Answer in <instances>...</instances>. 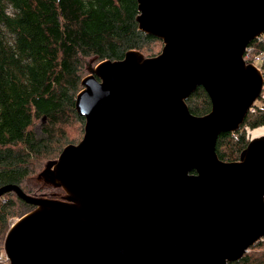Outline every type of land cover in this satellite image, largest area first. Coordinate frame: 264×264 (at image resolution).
<instances>
[{"label": "water", "instance_id": "1", "mask_svg": "<svg viewBox=\"0 0 264 264\" xmlns=\"http://www.w3.org/2000/svg\"><path fill=\"white\" fill-rule=\"evenodd\" d=\"M137 1L162 52L129 51L83 79L84 137L46 171L68 201L0 188L36 206L7 233L9 264H229L264 237V137L240 161L216 152L261 96L243 55L264 32V0ZM199 86L204 116L186 103Z\"/></svg>", "mask_w": 264, "mask_h": 264}, {"label": "trees", "instance_id": "2", "mask_svg": "<svg viewBox=\"0 0 264 264\" xmlns=\"http://www.w3.org/2000/svg\"><path fill=\"white\" fill-rule=\"evenodd\" d=\"M139 14L137 0H0V188L16 184L36 198L67 200L60 184L42 192L31 178L53 167L66 146L80 142L72 137L73 127L85 134L76 99L99 63L122 60L132 50L147 58L162 52L153 53L154 44L164 41L140 29ZM254 43L264 50V41ZM186 103L196 116L212 110L203 86ZM44 116L47 122L37 128ZM263 127L264 108L249 112L238 130L219 134L218 157L240 161L250 143L248 129ZM35 209L15 192L0 198V255L9 218ZM229 264H264V239Z\"/></svg>", "mask_w": 264, "mask_h": 264}, {"label": "rangeland", "instance_id": "3", "mask_svg": "<svg viewBox=\"0 0 264 264\" xmlns=\"http://www.w3.org/2000/svg\"><path fill=\"white\" fill-rule=\"evenodd\" d=\"M163 47H164V46H162L161 43H155L154 46H153V49H154V50H153V53H156V52H158V51H160V50L162 51ZM91 72H92V71H91ZM46 122H47V121H45V123H46ZM43 123H44V122L41 120L40 123L37 125V128H40L41 125H42ZM45 123H44V124H45ZM261 129H263V128H261ZM261 129H260V130H261ZM260 130L257 129V132L260 131ZM254 131H255V130L248 129V138H249L250 140L252 139V137H253V138H257V137H254V136H253V134L256 133V131H255V132H254ZM71 134H72L73 139H78V140H77L78 142L81 141V140L83 139V137H84V133L81 134V129H80V127L77 126V125L71 129ZM56 163H57V162H56ZM51 169H54V166H53V168H51ZM31 182H32V184H33L34 186L40 188L41 190H44V191H42V192H50V191H52V190H50V188H49L48 185L53 184V183L57 184L56 182H54L53 180L50 179L48 173H44V174H42V175L39 176V177H38V175H34V176L31 178ZM61 200H62V199H61ZM62 201H68V199L65 200V198H64V200H62ZM19 219H21V218H20V216H18V215H15V216H12V217L9 218V220H8L9 230H10L11 226H12L15 222H17ZM251 248H252V247H251ZM251 248L248 250V252L251 251ZM1 259H2V260H5V263H4V264H9V261H7L8 259H7V256H6V254H5V251H3V252L1 253V255H0V260H1Z\"/></svg>", "mask_w": 264, "mask_h": 264}, {"label": "built area", "instance_id": "4", "mask_svg": "<svg viewBox=\"0 0 264 264\" xmlns=\"http://www.w3.org/2000/svg\"><path fill=\"white\" fill-rule=\"evenodd\" d=\"M255 40L264 41V32L260 34L259 36H257L253 41ZM252 42L246 48L244 55H243V59L247 66L252 65L259 71L264 81V50L258 51L255 47V43L254 45H252ZM259 108H264V84H263L261 96L254 102L249 112H255ZM263 239L264 237L261 240Z\"/></svg>", "mask_w": 264, "mask_h": 264}, {"label": "bare ground", "instance_id": "5", "mask_svg": "<svg viewBox=\"0 0 264 264\" xmlns=\"http://www.w3.org/2000/svg\"><path fill=\"white\" fill-rule=\"evenodd\" d=\"M254 137H264V127L260 131L253 134ZM253 138V137H252Z\"/></svg>", "mask_w": 264, "mask_h": 264}]
</instances>
